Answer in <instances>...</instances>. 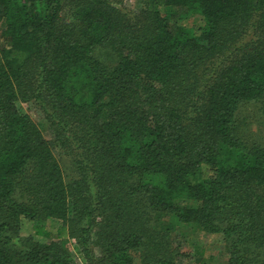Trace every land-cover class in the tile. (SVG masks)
<instances>
[{
	"label": "trees",
	"instance_id": "obj_1",
	"mask_svg": "<svg viewBox=\"0 0 264 264\" xmlns=\"http://www.w3.org/2000/svg\"><path fill=\"white\" fill-rule=\"evenodd\" d=\"M137 1L0 0V264H185L182 225L264 264V140L235 122L264 114V0Z\"/></svg>",
	"mask_w": 264,
	"mask_h": 264
},
{
	"label": "rangeland",
	"instance_id": "obj_2",
	"mask_svg": "<svg viewBox=\"0 0 264 264\" xmlns=\"http://www.w3.org/2000/svg\"><path fill=\"white\" fill-rule=\"evenodd\" d=\"M122 5L129 12H136L141 8L154 9L151 6L145 7L137 0H122ZM157 10L163 15L169 14L163 7L159 6ZM170 20L171 23L180 24L187 28H196L201 25L200 20L195 17L180 18V13L171 16ZM93 56L108 66H113L116 59L114 52L105 46L96 48ZM20 107L30 117L32 122L39 127L44 139L51 140V130L48 129L44 121V115L39 107L31 103H22ZM235 122L238 126V134L244 142L261 143L264 140V114L259 103L242 104L236 113ZM58 226L57 222L46 223L47 231L51 232V234H55ZM31 234L30 224L25 223L21 229V237L30 236ZM36 239L38 238H34V240ZM171 240L174 243V247H177L186 256L185 264H200L202 260L225 264L227 260L221 237L219 235L197 232L192 225L178 226L171 233ZM39 241L44 240L40 239ZM67 249L76 262L82 264V259H80L76 251L74 240L69 241ZM136 264H138V259H136Z\"/></svg>",
	"mask_w": 264,
	"mask_h": 264
}]
</instances>
